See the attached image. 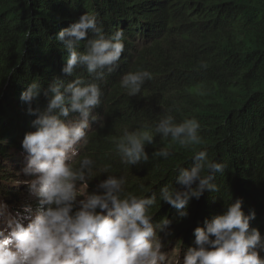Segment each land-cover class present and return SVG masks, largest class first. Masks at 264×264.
Wrapping results in <instances>:
<instances>
[{
    "label": "trees",
    "instance_id": "16d2710c",
    "mask_svg": "<svg viewBox=\"0 0 264 264\" xmlns=\"http://www.w3.org/2000/svg\"><path fill=\"white\" fill-rule=\"evenodd\" d=\"M85 15L96 19L106 38L123 32L125 51L102 81L85 68H77L73 77L63 75L69 56L59 34ZM89 38H94L91 33ZM78 51L86 52V42ZM138 72H148L151 79L131 97L121 82ZM76 79L97 84L102 93L100 108L93 110L100 120H90L87 144L78 145L79 160L95 164L88 195H102L98 185L109 176L126 179L130 194H155L154 223L167 219L168 231L174 233L160 234L163 253L177 248L178 264L188 249L197 247L195 230L226 214L237 201L245 216L255 214L250 231L264 238V0H0V202L13 217L37 203L34 197L28 198L30 204L21 200L19 193H30L28 187L5 183L10 169L18 178L27 167L22 144L36 131L32 125L38 117L28 115L22 96L33 83L46 91L57 80ZM48 104L41 94L32 108L46 111ZM169 115L177 125L196 120L202 143L181 148L157 135L155 128ZM69 119L77 120L79 114ZM143 129L152 130L154 137V144L145 148L149 162L125 165L114 141L126 131ZM162 149L172 153L166 160L155 156ZM198 152L223 165L224 172L213 181L218 191L192 200L188 218L180 220L160 199L161 190H182L176 183L178 169L190 171ZM165 238L172 244H164Z\"/></svg>",
    "mask_w": 264,
    "mask_h": 264
},
{
    "label": "clouds",
    "instance_id": "9594fccd",
    "mask_svg": "<svg viewBox=\"0 0 264 264\" xmlns=\"http://www.w3.org/2000/svg\"><path fill=\"white\" fill-rule=\"evenodd\" d=\"M89 33L94 38L90 39ZM122 38V31L106 38L94 17H81L59 34L69 56L63 75L73 77L77 68H85L94 80H104L105 73L111 75L122 58ZM82 42H86L83 54L78 51ZM150 79L148 72L128 74L121 87L136 97ZM41 94L49 100L47 109L33 110ZM101 97L97 84H85L80 79L72 83L57 80L46 91L33 83L23 94L28 115L38 118L32 125L36 131L27 134L22 144L27 167L16 174L30 179H17L14 184L28 187L37 203L25 206L23 215L17 212L13 217L8 206L0 202V264H170L169 256L163 253L160 234L174 233L168 231L171 222L167 219L154 223L155 194L151 198L130 194L125 191L126 179L112 176L98 185L97 192L102 195L87 194L95 164L90 159L79 160L78 145L87 144L90 120H100L93 110L100 108ZM70 114H79V119L70 120ZM199 130L196 120L177 125L169 115L159 122L155 133L188 148L202 143ZM114 143L125 165L147 164L145 148L154 144L153 132L126 131ZM171 155L167 149L155 152L165 160ZM193 161L195 166L190 171L178 169L176 183L182 190H161L160 199L179 213L180 220L188 218L192 200L199 201L205 192L218 191L213 181L217 173L224 172V166L210 162L206 152H198ZM78 197L84 200L78 203ZM255 219L254 213L245 216L242 202L237 201L226 214L195 230L197 247L188 249L183 264H264L260 258L264 238L259 231H250Z\"/></svg>",
    "mask_w": 264,
    "mask_h": 264
},
{
    "label": "rangeland",
    "instance_id": "374dc122",
    "mask_svg": "<svg viewBox=\"0 0 264 264\" xmlns=\"http://www.w3.org/2000/svg\"><path fill=\"white\" fill-rule=\"evenodd\" d=\"M10 171L11 172H9V174L8 173H6L5 175V179H6V181H5V183H11V184H14V182L17 180V179H19V180H22V178H20V177H16L14 174H11V173H14V169H10ZM11 189V188H10ZM12 190V189H11ZM19 195H20V198H21V200H26V202H27V204H28V198L29 197H33L32 195H31V193H28V192H26L25 190H22V193H19ZM83 198V200H84V197H82ZM31 202H29V204H30ZM35 202H32L31 203V205L32 204H34ZM160 238L162 239V236L160 235ZM176 243H177V241H176ZM164 244H168V245H171L172 244V241L170 240V239H168V238H165V241H164ZM173 247L175 248V243H173ZM163 247H165L164 245H163ZM175 250V255H172V253H173V251ZM174 250H172V249H170V250H168L167 252H166V255H168L169 256V261H170V264H178V263H176V261H177V259H178V253H179V251H178V249L177 248H175ZM166 264H167V262H166Z\"/></svg>",
    "mask_w": 264,
    "mask_h": 264
},
{
    "label": "bare ground",
    "instance_id": "6f19581e",
    "mask_svg": "<svg viewBox=\"0 0 264 264\" xmlns=\"http://www.w3.org/2000/svg\"><path fill=\"white\" fill-rule=\"evenodd\" d=\"M27 227V225H25Z\"/></svg>",
    "mask_w": 264,
    "mask_h": 264
}]
</instances>
